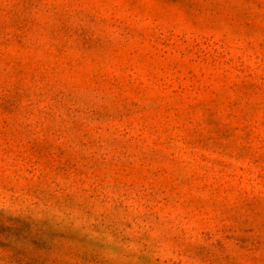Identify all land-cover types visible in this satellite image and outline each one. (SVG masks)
<instances>
[{
  "label": "rangeland",
  "instance_id": "rangeland-1",
  "mask_svg": "<svg viewBox=\"0 0 264 264\" xmlns=\"http://www.w3.org/2000/svg\"><path fill=\"white\" fill-rule=\"evenodd\" d=\"M0 264H264V0H0Z\"/></svg>",
  "mask_w": 264,
  "mask_h": 264
}]
</instances>
